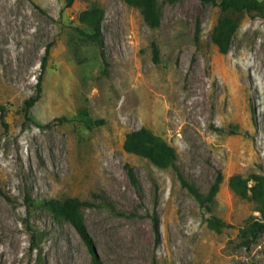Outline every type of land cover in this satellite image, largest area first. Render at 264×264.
<instances>
[{
	"label": "rangeland",
	"instance_id": "374dc122",
	"mask_svg": "<svg viewBox=\"0 0 264 264\" xmlns=\"http://www.w3.org/2000/svg\"><path fill=\"white\" fill-rule=\"evenodd\" d=\"M94 4L105 10L108 68L76 30ZM159 4L153 28L124 0H0V264H264V234L250 249L240 236L256 204L229 186L264 175V19L246 16L222 54L211 38L218 6ZM143 127L176 148L202 192L223 174L212 213L173 168L124 149ZM27 196L88 202L96 257ZM212 214L231 227L212 230Z\"/></svg>",
	"mask_w": 264,
	"mask_h": 264
},
{
	"label": "trees",
	"instance_id": "16d2710c",
	"mask_svg": "<svg viewBox=\"0 0 264 264\" xmlns=\"http://www.w3.org/2000/svg\"><path fill=\"white\" fill-rule=\"evenodd\" d=\"M76 1L79 0H67V6L71 7ZM124 1L131 7L139 8L149 26L153 28L160 27L162 17L159 0ZM170 1L177 2L179 0ZM200 1L203 4H211L220 8V15L212 31L211 38L212 42L218 47L222 54H227L230 51L233 40L240 30L246 16L261 17L264 19V0ZM104 19L105 10L101 6L94 4L79 13L78 20L81 26L77 27L76 30L84 41L92 42L99 48L104 64L108 68L109 63L106 58L103 31ZM50 50L51 48L49 47L44 57L43 69L46 68ZM153 54L155 62H160V49L155 43L153 44ZM41 91L42 77L39 79V93ZM39 98L40 95L28 100L26 102L27 109L32 108ZM85 114H87V112H85ZM124 149L129 153L149 159L159 168H173L178 173L182 184L189 190L199 205L209 213L213 212V205L224 182V176L221 172H219L209 190L207 192H202L195 183L188 181L180 172L177 164L178 156L176 148L168 143L162 136L146 127L129 132L124 142ZM131 177L136 183V178L132 172ZM229 186L237 196L253 201L256 204V211L260 213V217L251 219L240 233L243 246L250 249V246L264 234V175L253 174L249 178H245L240 174L233 175L229 179ZM26 199L30 207L44 208L58 223L67 221L74 226L92 251L94 257H96L93 241L83 214V208L88 206V202L74 197L33 200L27 196ZM109 206L114 209L113 205L110 204ZM207 221L208 226L219 233L231 227L229 223L214 214L210 215ZM95 262L96 264H101L98 260Z\"/></svg>",
	"mask_w": 264,
	"mask_h": 264
}]
</instances>
